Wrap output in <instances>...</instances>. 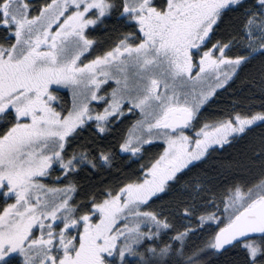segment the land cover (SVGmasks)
Returning <instances> with one entry per match:
<instances>
[{
  "label": "snow or ice",
  "instance_id": "1",
  "mask_svg": "<svg viewBox=\"0 0 264 264\" xmlns=\"http://www.w3.org/2000/svg\"><path fill=\"white\" fill-rule=\"evenodd\" d=\"M258 59L264 0H0V264H264Z\"/></svg>",
  "mask_w": 264,
  "mask_h": 264
},
{
  "label": "trees",
  "instance_id": "2",
  "mask_svg": "<svg viewBox=\"0 0 264 264\" xmlns=\"http://www.w3.org/2000/svg\"><path fill=\"white\" fill-rule=\"evenodd\" d=\"M257 67L250 70L246 75L237 81L233 88H240L244 85V91L240 94L239 99L245 105L248 103L257 104L264 100L258 93L261 91L258 87V81L260 76L259 72V59L255 62ZM229 91H232L230 89ZM227 98V97H225ZM214 107V106H213ZM223 107V105H220ZM211 109L202 113V117H208ZM259 131V129H257ZM231 155L229 156V154ZM254 151L251 147L243 146L239 150L228 149L224 153H214V156L219 157V162L225 164L224 157H229L231 163L230 169L225 172V176L228 178V183L233 188L239 186L243 193L247 194L255 189L262 190L264 188V158L259 160L252 159ZM215 163V161H213ZM199 169H193L192 174L186 177L187 183L190 189H195L196 183L199 179H203L198 175ZM218 191V189H217Z\"/></svg>",
  "mask_w": 264,
  "mask_h": 264
},
{
  "label": "water",
  "instance_id": "3",
  "mask_svg": "<svg viewBox=\"0 0 264 264\" xmlns=\"http://www.w3.org/2000/svg\"><path fill=\"white\" fill-rule=\"evenodd\" d=\"M256 224H264V214L238 217L230 228V231H242Z\"/></svg>",
  "mask_w": 264,
  "mask_h": 264
},
{
  "label": "rangeland",
  "instance_id": "4",
  "mask_svg": "<svg viewBox=\"0 0 264 264\" xmlns=\"http://www.w3.org/2000/svg\"><path fill=\"white\" fill-rule=\"evenodd\" d=\"M186 15H188V17H189V22H191L192 18H194V17L200 15V13H199V11L193 10L191 13H188V14H186ZM261 192H264V188H263L262 190H260V189H255V190H253V191H251V192H249V193H247V194H251L252 196L255 197V196H259Z\"/></svg>",
  "mask_w": 264,
  "mask_h": 264
}]
</instances>
